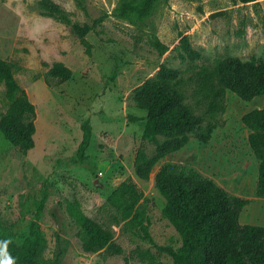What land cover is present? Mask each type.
Here are the masks:
<instances>
[{
  "label": "rangeland",
  "instance_id": "obj_1",
  "mask_svg": "<svg viewBox=\"0 0 264 264\" xmlns=\"http://www.w3.org/2000/svg\"><path fill=\"white\" fill-rule=\"evenodd\" d=\"M51 1L65 18L48 14L42 0H0V58L11 64L37 112L35 145L26 154L0 132V227L21 243L38 218L45 238L37 252L42 264H169L170 255L157 246L179 248L181 238L164 215L168 201L155 186L156 173L165 164H178L211 175L232 196L248 195L259 161L241 118L263 108L264 96L244 101L228 91L226 110L214 121L210 141L200 143L191 134L183 149L162 158L150 178L141 180L134 169L136 153L144 148L152 154L154 146L142 138L146 112L138 107L136 92L146 80H157L165 65L183 73L184 103L203 114L190 77L216 58L264 59V0H158L144 20L124 10L132 0ZM75 25L90 30L80 35ZM180 33L201 53L200 59L182 58ZM56 62L72 70L62 84L49 75ZM8 106L0 85V116ZM84 120L92 126V138L87 158L80 162L76 150ZM128 179L144 193L131 216L108 202ZM249 179L250 184L245 182ZM73 201L113 233L122 254L83 250L79 227L67 210ZM251 202L240 224H249L253 216V223L264 224V206Z\"/></svg>",
  "mask_w": 264,
  "mask_h": 264
},
{
  "label": "trees",
  "instance_id": "obj_2",
  "mask_svg": "<svg viewBox=\"0 0 264 264\" xmlns=\"http://www.w3.org/2000/svg\"><path fill=\"white\" fill-rule=\"evenodd\" d=\"M249 3L254 0H234ZM158 0H132L124 10L134 12L139 20L148 18ZM43 8L50 15L65 18L63 9L51 0H42ZM74 30L85 35L88 26L75 25ZM182 58L195 61L201 53L195 50L186 35L180 33ZM166 49V48H165ZM49 75L58 84L69 80L72 70L56 62ZM194 82L196 105L204 113L196 114L184 103V88L187 80L180 70L161 65L157 80H146L136 92L138 107L146 112L141 119L142 138L154 146L152 154L139 148L134 159L136 176L148 180L153 167L169 154L183 149L195 134L200 143H208L215 128L214 121L226 110V93H235L244 101L264 96V59L252 57L216 58L211 64L202 65L190 77ZM0 85L5 87L8 109L0 116V132L14 147L26 154L35 145L37 112L28 93L17 81L9 62L0 58ZM242 123L251 132L248 143L259 161L256 195L264 198V107L245 113ZM206 122V125L204 123ZM82 139L76 150L77 161L87 158L86 151L92 138V126L88 120L81 124ZM155 186L167 198L164 215L181 238L179 248L157 246L148 232L141 226L148 240L171 257L169 264H264V227L242 225L239 218L249 200L232 196L211 178L192 168L168 163L160 167L154 178ZM144 193L130 179L122 182L108 198L114 207L125 216H131ZM40 203L37 217L42 210ZM70 218L78 225V237L87 253L105 250L109 255L123 253L121 246L113 240V233L89 218L76 201L69 202ZM9 241L8 252L15 264H42L37 252L45 243L38 230V218L32 221L29 234L19 243L0 227V241ZM50 264H60L54 260Z\"/></svg>",
  "mask_w": 264,
  "mask_h": 264
},
{
  "label": "crops",
  "instance_id": "obj_3",
  "mask_svg": "<svg viewBox=\"0 0 264 264\" xmlns=\"http://www.w3.org/2000/svg\"><path fill=\"white\" fill-rule=\"evenodd\" d=\"M212 165H211V167L214 165V163H211ZM206 177V176H205ZM207 177L208 178H211L218 186H221L219 183H218V181L216 180V178H214L213 179V177L211 176V175H207ZM256 181L254 182V184H253V186H251L250 187V192H249V194L248 195H245V193H240V194H238L236 197H240V198H243V199H247V200H249V205H251L253 202H251V200H256V202H257V204H259V205H262V206H264V198H261V197H258L257 195H256V186H257V180H258V178H256L255 179ZM245 182H247V183H249L250 184V182H251V180L249 179V181H245ZM258 200V201H257ZM248 205V206H249ZM246 207H247V205H246ZM245 208V207H244ZM244 208H243V210H244ZM243 210H242V212H243ZM251 211V210H250ZM241 212V213H242ZM241 215V214H240ZM240 219V218H239ZM256 220V218L253 216V217H251V220H250V223L248 224V225H258V226H263L264 227V224H262V225H259V224H256V223H253V221H255ZM261 221H263L264 222V216H263V219L261 220Z\"/></svg>",
  "mask_w": 264,
  "mask_h": 264
},
{
  "label": "clouds",
  "instance_id": "obj_4",
  "mask_svg": "<svg viewBox=\"0 0 264 264\" xmlns=\"http://www.w3.org/2000/svg\"><path fill=\"white\" fill-rule=\"evenodd\" d=\"M9 241H0V264H15L14 257L8 252Z\"/></svg>",
  "mask_w": 264,
  "mask_h": 264
}]
</instances>
